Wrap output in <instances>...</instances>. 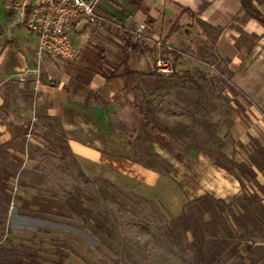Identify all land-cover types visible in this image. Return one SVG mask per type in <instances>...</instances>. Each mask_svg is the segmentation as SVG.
<instances>
[{"label":"rangeland","instance_id":"1","mask_svg":"<svg viewBox=\"0 0 264 264\" xmlns=\"http://www.w3.org/2000/svg\"><path fill=\"white\" fill-rule=\"evenodd\" d=\"M104 4L97 23L79 34V45L107 51L109 65L119 55L120 43L113 34L130 26H145L148 67L134 77L136 89H121L113 95L103 92L97 102L107 113L110 135L128 146L130 161L138 164L140 173L117 180L83 170L92 180L84 183L77 176L73 157L59 160L62 131L56 120L41 132V147L28 146L26 138H20L11 150L0 148V178L6 183L0 193V253L10 252L23 263L34 258L40 264H55L53 253L59 247L64 264H194L191 252L169 245L162 231L176 227L187 243L191 232L204 225L210 252L218 242L226 243L221 264L240 262L247 249L253 257L264 258L260 245L245 243L261 241L262 232L255 228L253 239L239 231L242 237L234 238L232 226L223 225L226 211L222 219L217 218L216 200L209 194L192 195L194 190H209L212 184L210 166L199 162L204 152L215 163L232 167L228 158L232 153L231 117L242 110L241 104H252L218 57L214 30L193 17L175 21L177 29L166 44L175 55L166 58L172 73L162 76L150 66L162 52L156 51L154 42H162L173 19L148 27L150 21L136 18L125 0ZM149 72L154 75L147 76ZM253 72L263 83L264 68ZM225 80L241 95L230 93L223 85ZM30 122L27 133L35 134L37 121ZM160 140L169 143L182 161L156 143ZM191 169L196 175L186 173ZM74 188L83 195L81 217L73 211Z\"/></svg>","mask_w":264,"mask_h":264},{"label":"crops","instance_id":"2","mask_svg":"<svg viewBox=\"0 0 264 264\" xmlns=\"http://www.w3.org/2000/svg\"><path fill=\"white\" fill-rule=\"evenodd\" d=\"M106 1L98 6V15ZM252 3L264 15V1L252 0ZM181 8L189 9L193 18L214 30L218 57L226 63L232 81L242 89V96L252 103L241 104L242 110L231 117L228 138L232 153L228 158L234 166L225 168L204 154L199 162L210 166L212 184L209 190H194L192 195L209 194L226 204L223 218L229 228L232 226L234 238H241L240 232H243L254 239L255 228L264 236V162L255 155L257 148L264 151V87L259 86L264 82L260 83L253 72L264 68L261 60L264 59V28L255 20L245 18L239 0H145L135 17L147 18L148 27L156 21L161 25L171 19L190 18L180 14ZM84 29L72 35L75 59L63 61L43 56L39 60L37 36L15 25L0 0V148L11 150L16 141L26 138L32 118L37 121V132L28 142L26 138V142L28 146L41 147V132L48 130L49 123L56 120L72 157L82 170H92L93 174L104 178L125 180L140 173L138 164L130 161L128 146L110 135L107 113L97 103L103 92L115 94L123 89L124 80L105 81L84 69V54L92 50V47L79 45V34ZM171 39L169 37L165 44ZM114 40L118 41L115 37ZM146 53L129 54L128 68L133 72L147 71ZM107 54L106 51V59ZM37 70L41 83L35 90ZM186 173L196 175L192 169ZM245 243L260 245L264 251V237L259 242L248 239ZM11 258L20 260L18 256ZM239 260L243 264H262L264 258L253 257L247 249Z\"/></svg>","mask_w":264,"mask_h":264},{"label":"trees","instance_id":"3","mask_svg":"<svg viewBox=\"0 0 264 264\" xmlns=\"http://www.w3.org/2000/svg\"><path fill=\"white\" fill-rule=\"evenodd\" d=\"M126 4L130 7L132 12L138 11L145 0H125ZM240 1V8L244 13L245 18L253 19L255 20L260 26L264 28V15L260 14V12L254 7L252 0H239ZM258 1H264V0H258ZM180 14H186L188 17H194V14L190 12L187 8H181ZM176 22L178 21L175 20ZM173 22L172 26L167 32L166 37L162 40V44L166 46V42L168 38L176 31V22ZM175 23V24H174ZM135 29L136 27L130 26L125 29H121L118 32H115L113 35L114 37L119 40L120 44L118 46L119 55L116 58V63L108 64L106 62L105 54L103 49H98L93 47L91 51L87 52L84 56V69L87 70L90 75H100L105 81H110L115 78H121L124 80L123 84V90L124 92H131L134 89H136V86H134V77L141 75L140 73L131 71L127 66V60L129 54H135V55H143L146 51H148V47L146 46L145 42L143 40L137 39L135 35ZM161 54L159 55L161 58L166 59L167 55L172 54V56L175 58V55L172 53V51L167 49H162ZM156 73L155 71H153ZM158 74V73H156ZM147 76H153V73H146ZM161 75V74H158ZM163 76V75H162ZM190 81L195 85L193 79H190ZM224 87L232 94L239 95L240 92H238L230 83V81L225 80L223 82ZM145 123L150 124L151 122L146 120L144 118ZM155 128V126H153ZM157 144H159L164 150L168 151L171 155H173L177 161L181 162L182 157L180 154L175 152L171 145L169 143H163L161 140L156 141ZM58 151L60 152V161H64L68 157H72L70 149L68 147L67 141L65 140L64 136H61V144L58 146ZM206 155L211 157V154L209 152H204ZM255 155L259 157L260 160L264 162V151L261 148H257L255 150ZM73 165L75 167L77 176L84 182V183H91L92 180L88 178L83 170L81 169L80 165L74 161ZM240 171L243 173L244 168L241 166L239 167ZM4 178H0V193H3L4 188L6 186V183L4 182ZM71 198L73 199V211L74 213L81 217L83 212V195L81 192L74 188L73 192L71 194ZM200 207V204H199ZM202 210L205 211L204 207L202 206ZM215 211L217 213V218L222 219V213L226 209V205L223 202H215ZM246 218V217H245ZM240 220V219H239ZM238 220V223H239ZM214 223L215 220H214ZM219 223V222H217ZM198 225V223H197ZM200 225V224H199ZM202 225V224H201ZM223 225H227L226 221L224 219ZM201 227L204 228V225ZM198 226V231L196 233L191 232V239L187 243H183L181 237L177 233L176 227L174 228H165L162 231L163 237L168 241L169 245L172 247L177 248L179 251L184 252L186 249H188L191 252L193 263L194 264H221L222 259V253L225 251V242H218L217 248L214 252H210L207 248V240H206V234L204 232V229ZM226 228V227H225ZM218 231V228H217ZM224 241V240H222ZM55 258L57 259L55 261V264H64V254L59 247H55V251L53 253ZM13 257V255L10 252H3L0 253V264H21L23 263L22 260H17ZM26 264H40L37 259L30 258L26 261ZM233 264H243L242 261L238 263ZM253 264V263H252Z\"/></svg>","mask_w":264,"mask_h":264},{"label":"built area","instance_id":"4","mask_svg":"<svg viewBox=\"0 0 264 264\" xmlns=\"http://www.w3.org/2000/svg\"><path fill=\"white\" fill-rule=\"evenodd\" d=\"M104 0H2L3 7L11 16L15 25L26 28L37 36L36 55L39 60L43 56L63 61H71L76 57V48L72 35L79 29L93 26L97 23L98 6ZM145 26H136L137 39L143 40ZM99 36V35H98ZM101 36V35H100ZM156 51L162 49L171 51L161 41L154 42ZM151 69L163 76L172 73L170 61L159 56L155 59ZM35 90L40 85V73L37 70ZM47 80L52 82L51 77ZM32 121H35L32 119ZM33 134L27 133V142ZM13 205V203H12Z\"/></svg>","mask_w":264,"mask_h":264}]
</instances>
